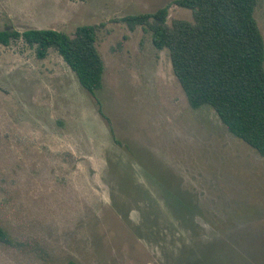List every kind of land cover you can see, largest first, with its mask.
<instances>
[{
	"label": "rangeland",
	"instance_id": "obj_1",
	"mask_svg": "<svg viewBox=\"0 0 264 264\" xmlns=\"http://www.w3.org/2000/svg\"><path fill=\"white\" fill-rule=\"evenodd\" d=\"M174 1L0 0V31L95 26L105 64L96 99L56 50L0 45V264H264V158L122 21L192 22Z\"/></svg>",
	"mask_w": 264,
	"mask_h": 264
},
{
	"label": "trees",
	"instance_id": "obj_2",
	"mask_svg": "<svg viewBox=\"0 0 264 264\" xmlns=\"http://www.w3.org/2000/svg\"><path fill=\"white\" fill-rule=\"evenodd\" d=\"M259 0H175L193 21L167 25L169 6L125 17L130 30L152 33L155 49L167 50L190 107L212 108L228 131L264 158V38L255 18ZM22 40L45 59L54 49L94 98L103 88L104 61L96 27H78L74 37L55 30L0 31V45ZM99 110L101 114V103ZM0 243L13 245L0 225ZM74 264V263H71Z\"/></svg>",
	"mask_w": 264,
	"mask_h": 264
}]
</instances>
